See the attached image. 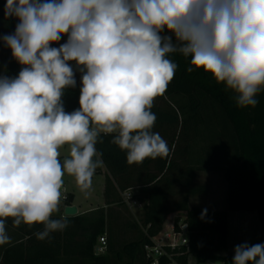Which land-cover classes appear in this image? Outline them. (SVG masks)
<instances>
[{
	"label": "clouds",
	"instance_id": "obj_1",
	"mask_svg": "<svg viewBox=\"0 0 264 264\" xmlns=\"http://www.w3.org/2000/svg\"><path fill=\"white\" fill-rule=\"evenodd\" d=\"M4 16L18 20L2 39L22 67L0 74V246L8 218L43 225L41 241L68 227L52 218L63 177L87 194L101 134H115L130 164L168 156L151 109L178 68L170 54L190 58L187 72L210 74L240 108H255L264 88V0H6ZM77 71L80 107L69 113L62 98ZM232 264H264V244L235 246Z\"/></svg>",
	"mask_w": 264,
	"mask_h": 264
},
{
	"label": "trees",
	"instance_id": "obj_2",
	"mask_svg": "<svg viewBox=\"0 0 264 264\" xmlns=\"http://www.w3.org/2000/svg\"><path fill=\"white\" fill-rule=\"evenodd\" d=\"M6 0H0V74L15 77L21 70L9 47L2 39L15 31L18 20L5 18ZM66 36L59 42H66ZM59 44L53 46L58 47ZM178 64L175 76L163 95L155 98L151 111L156 115L153 132L167 141L166 157H149L141 163H129L125 151L112 143L115 134L104 135L96 144L102 153L105 169L104 198L107 206L112 198L129 193L141 205L140 239L123 245L115 253L123 264H150L144 247L152 245L171 216L177 215L174 225L183 221L187 226L188 245L170 252L177 264H232L234 253L229 249V213L255 212L261 235L249 244H264V88L257 94L255 108H240L233 93L226 91L210 74L191 66L190 58L170 54ZM75 88L63 96L65 111L77 110L81 88V73L76 72ZM198 173H222L226 183L225 210H206L190 207L191 201L205 192L196 185ZM73 195L64 200V210L71 207ZM66 218L68 227L51 234V239L38 240L35 233L43 225L15 226L6 221L10 243L0 246V264H111L113 243L109 241L107 209L101 208ZM203 213V215H202ZM106 236L107 251L96 255L100 239ZM162 264H169L167 258Z\"/></svg>",
	"mask_w": 264,
	"mask_h": 264
},
{
	"label": "rangeland",
	"instance_id": "obj_3",
	"mask_svg": "<svg viewBox=\"0 0 264 264\" xmlns=\"http://www.w3.org/2000/svg\"><path fill=\"white\" fill-rule=\"evenodd\" d=\"M67 38V36H66ZM69 157V147L67 145L60 149L61 163L65 158ZM106 170L103 175H94L92 178V187L87 194L81 192L78 188L75 178L67 174L64 175V184L61 189V199L59 211L53 213V216H60L64 210V200L69 195L74 196L73 207L78 209L79 214L89 213L101 208L107 209L108 215V234L109 241L113 243V253H111V264H123L115 258V253L123 245L140 239L142 233L141 227L133 228L134 225L141 224V205L130 208L121 204V195L113 196L112 205L109 207L104 198V190L106 185ZM196 185L205 189L203 195H199L190 203V207H197L206 210H225L226 204V183L222 173H200L198 175ZM170 218L161 232V237L171 233L172 221ZM261 235L260 223L255 212H239L229 213V249L225 256L234 253L237 245L256 242ZM145 248V247H144ZM136 264H141L137 262ZM190 264H195L191 260Z\"/></svg>",
	"mask_w": 264,
	"mask_h": 264
},
{
	"label": "built area",
	"instance_id": "obj_4",
	"mask_svg": "<svg viewBox=\"0 0 264 264\" xmlns=\"http://www.w3.org/2000/svg\"><path fill=\"white\" fill-rule=\"evenodd\" d=\"M123 203L130 208L138 207L139 204L134 201L129 193L122 195ZM165 228V227H164ZM163 231V230H162ZM188 245L187 239V226L181 221L177 227L172 221L171 233L161 237V233L152 239V245H147L144 248L146 259L150 264H162V259L167 258L171 263L177 264L173 260V255L170 252L175 251L177 248ZM99 255H104L107 251V238L103 236L100 239L99 246L96 248ZM170 250V252L168 251Z\"/></svg>",
	"mask_w": 264,
	"mask_h": 264
},
{
	"label": "water",
	"instance_id": "obj_5",
	"mask_svg": "<svg viewBox=\"0 0 264 264\" xmlns=\"http://www.w3.org/2000/svg\"><path fill=\"white\" fill-rule=\"evenodd\" d=\"M78 215V209L76 207H66L64 210V216L65 217H75ZM96 255H99L98 250H96Z\"/></svg>",
	"mask_w": 264,
	"mask_h": 264
},
{
	"label": "crops",
	"instance_id": "obj_6",
	"mask_svg": "<svg viewBox=\"0 0 264 264\" xmlns=\"http://www.w3.org/2000/svg\"><path fill=\"white\" fill-rule=\"evenodd\" d=\"M104 170H105V169L102 170L101 175H103ZM106 174H107V173H106ZM199 174H200V173L197 174V178H198V175H199ZM106 176H107V175H106ZM197 178H196V181H197ZM198 186H199V185H198ZM204 193H205V192H204ZM204 193H203V194H204ZM203 194H201V195H203ZM198 196H199V195H198ZM198 196H196V197H198ZM196 197H195V198H196ZM195 198H194V199H195ZM73 201H74V200H73ZM72 206H73V202H72ZM105 208H106V207H105ZM78 214H79V213H78ZM84 214H86V213H84ZM174 216H177V215H174ZM170 218L172 219V218H174V217L171 216ZM169 221H170V220H169ZM206 264H220V263H217V262H208V263H206Z\"/></svg>",
	"mask_w": 264,
	"mask_h": 264
}]
</instances>
